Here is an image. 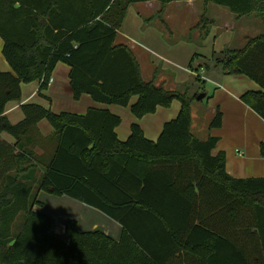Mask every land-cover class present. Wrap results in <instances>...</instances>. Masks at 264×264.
Listing matches in <instances>:
<instances>
[{
	"label": "trees",
	"instance_id": "obj_1",
	"mask_svg": "<svg viewBox=\"0 0 264 264\" xmlns=\"http://www.w3.org/2000/svg\"><path fill=\"white\" fill-rule=\"evenodd\" d=\"M150 1L198 0H0L2 54L12 70L0 71V264H264V178H232L225 155H212L219 139L192 135L198 94L145 82L131 49L116 44L129 6ZM200 1L238 18L254 14L264 28V0ZM213 59L226 75H244L260 86L241 100L264 120V34ZM58 63L70 68L75 100L86 94L128 107L137 97L130 109L136 118L178 101L179 114L156 142L136 123L119 141L121 118L108 110L80 116L26 104L24 119L11 124L5 108L20 100L21 85L38 81L41 95ZM222 118L216 109L210 128H220ZM41 120L58 139L46 164L29 147ZM2 133L16 144L2 140ZM260 154L264 158V144ZM39 192L102 212L122 226L120 241L80 232L73 220L65 226L68 242L52 234V219L34 211L42 205Z\"/></svg>",
	"mask_w": 264,
	"mask_h": 264
},
{
	"label": "crops",
	"instance_id": "obj_2",
	"mask_svg": "<svg viewBox=\"0 0 264 264\" xmlns=\"http://www.w3.org/2000/svg\"><path fill=\"white\" fill-rule=\"evenodd\" d=\"M173 3L180 5L178 9L186 10L184 11L186 13H188L187 11L189 10L194 16L198 14L201 18L200 22L189 27L190 30L192 28H202L201 30H203L204 33H208V28L206 26L216 24L217 21L226 22L229 27L234 25V29H237L238 32V36H235L234 41L238 40L240 47L232 48L231 45L233 41L230 46H227L224 50H241L246 46L249 39L264 34L262 23H259L262 27L259 25L257 28H254V26L251 27L248 24L246 25V22L243 20H247L246 18L249 16L238 18L236 15H232L230 11L231 14L224 11L222 8L225 7L218 5L212 7L210 6L212 3L206 4L204 1L200 0ZM190 5L194 6L193 10L185 8ZM159 6H162V4L158 1L130 5L122 27L118 31L116 44H126L131 49L140 67L141 77L145 82H153L157 86H163L168 91L181 90L187 87L191 96L205 93L207 100L214 98V107H209V102L203 105V100H196L193 102L191 110L192 135L201 141H205L209 137H217L219 139L216 147L212 150V155L217 156L221 153L225 155L226 170L232 178H264V158L260 154V147L264 144V120L241 100V96L245 92L260 91V86L244 75H234L236 77L226 75L222 67L212 63L211 59L208 63L203 62V64H198L194 69L196 73H198V76L204 73V77L210 79L213 82L212 85L216 87V91L210 97L206 91H201L199 87V85L204 83L202 78L203 75L200 81L196 80V77L190 76V78H193L194 84L189 85L185 79L177 76L176 72L171 76L163 75L156 66L151 64L149 57L147 58L143 53L144 49L140 48L138 51L137 47H133L129 43L127 37H131L132 35L141 39L143 37V39L147 41V37L141 34L145 15H154L156 11L161 10ZM130 12L132 13L130 14ZM164 13L165 17H167L165 20L168 21L170 19L168 17H170L171 14L170 12H163L162 16ZM214 13H217V16L214 15ZM229 27H224V29H228ZM186 31L187 30L183 33H186ZM185 39L187 38L185 37ZM191 39L192 37L190 35L187 40ZM2 49L3 40L0 37V71L12 72L8 62L2 54ZM188 53L189 51L185 54L187 55ZM184 64L185 61L180 63V65ZM205 64H207L209 68H207ZM188 72L190 74L192 73L190 69H188ZM69 74L70 68L63 63H58L51 75L52 82L41 95L39 93L40 83L38 81L22 84L20 100L9 102L6 105L5 116L8 121L11 124L21 122L24 119L21 107L26 104H38L56 114L67 112L80 116H84L89 109L108 110L121 118V124L116 129L119 141L125 142L127 140L130 135L131 126L136 123L142 129L146 139L156 142L165 123L176 119L179 114L181 104L179 102H173L172 106L168 109L158 107L155 113L146 115L142 118H136L131 113L130 109L136 102L137 97L132 98L130 101V111H128L127 108L119 109L118 106L115 105L97 103L86 94L82 95L75 103L77 105H73L74 97L70 86ZM247 80H251V83ZM224 84L232 90L230 91L225 88ZM66 105L71 107L70 110H65L68 108ZM216 109L222 112V126L218 129H211L209 125L214 117ZM194 128H196L197 135L193 133ZM54 132L53 127L47 120H41L36 125V132L33 134V142L29 147L43 164L48 163L54 154L58 140L57 137L54 136ZM1 138L9 144H16V139L7 133H2ZM42 174L43 172L41 169L37 170L36 181L41 179ZM41 193L42 192H39L37 194V199L40 203H43L41 199H46V197L41 198ZM58 200L60 209L54 214H45L52 219V234H57L68 242L65 226L69 221L73 220L77 223V229L80 232L100 231L115 241H120L123 234L122 226L102 212L101 213L109 219L97 213V209L67 196H60ZM34 211L44 214L39 206H35ZM186 256L190 257L191 255L188 254Z\"/></svg>",
	"mask_w": 264,
	"mask_h": 264
},
{
	"label": "rangeland",
	"instance_id": "obj_3",
	"mask_svg": "<svg viewBox=\"0 0 264 264\" xmlns=\"http://www.w3.org/2000/svg\"><path fill=\"white\" fill-rule=\"evenodd\" d=\"M210 6L215 7L216 5L210 4ZM159 7V9L161 10L156 11L154 15H145L141 34L147 37V41L144 40L143 37L141 39L135 37L134 35H132L131 37H127L128 41L131 46L137 47L138 51L140 48L144 49L143 53L146 55L147 58L149 57L151 64L156 66L163 75L171 76L176 72L177 76H180L185 79L188 85L194 84V80L193 78H190V76H198V73H196V71L194 70L195 67H197L198 64H203V62L208 63L211 61V59L212 63H214L213 56L219 55L225 48H227V46H230V44L234 41L235 36H238L237 29H234V25L229 27L226 22L217 21L216 24L206 26L208 28V33L206 34L203 32V30H201L202 28H192L190 30L189 27H192L194 24L201 21V18L198 14L194 16L193 13L189 10L187 11L188 13H186L184 12L186 10L178 9L180 5L175 3H170ZM193 7L194 6L190 5L186 6L185 8H190L191 10H193ZM222 9L231 14L227 8ZM163 12H170L171 15L170 17H168L170 18L168 21L165 20L167 19V17H165V13L162 16ZM131 13L132 12H130V14ZM214 15L217 16V13H214ZM246 19L247 20H243L246 22V25L248 24L251 27L254 26V28H257L259 25L261 26V24H259L261 23L260 20L255 17L254 14L250 15ZM224 27L229 28L224 29ZM185 30H187L186 33H183ZM204 34L206 35V37L203 36L202 38V35ZM190 35L192 39L187 40ZM185 37L187 39H185ZM239 45V41L235 40L231 46L232 48H238L240 47ZM188 51L189 53L186 55L185 53ZM182 61H185L184 65H180ZM188 69H190V71L192 72L191 74L188 72ZM202 75L200 77L203 78L204 83L199 85L200 90L206 91L211 97L216 91V87L212 85L213 82L210 79H206L204 77V73H202ZM230 76L236 77L234 75ZM247 81L250 82L251 80ZM224 86L228 90H232L227 85L224 84ZM183 90L184 89L182 88L179 91ZM77 101L78 100L74 99L73 105H77L75 104ZM213 101L214 98H211L210 100H207V98H205L203 99L202 103L203 105H205L209 102V107H214L215 103ZM70 108L71 107H68L65 110H70ZM118 108H127L128 111H130L129 106H118ZM193 133L197 135L196 128H194ZM41 194V198L46 197V199H41L43 203L41 206H39V208L44 214H54L57 210L60 209V203L57 196L50 195L45 192H42ZM92 210L96 211L94 209ZM96 212L102 215L103 217L108 218L104 216L101 212Z\"/></svg>",
	"mask_w": 264,
	"mask_h": 264
},
{
	"label": "water",
	"instance_id": "obj_4",
	"mask_svg": "<svg viewBox=\"0 0 264 264\" xmlns=\"http://www.w3.org/2000/svg\"><path fill=\"white\" fill-rule=\"evenodd\" d=\"M206 98V94L205 93H202V94H199L196 98L197 101H202L203 99Z\"/></svg>",
	"mask_w": 264,
	"mask_h": 264
},
{
	"label": "built area",
	"instance_id": "obj_5",
	"mask_svg": "<svg viewBox=\"0 0 264 264\" xmlns=\"http://www.w3.org/2000/svg\"><path fill=\"white\" fill-rule=\"evenodd\" d=\"M51 82H52V78H50V79L48 80V83H49V84H50ZM49 84H48V85H49Z\"/></svg>",
	"mask_w": 264,
	"mask_h": 264
}]
</instances>
